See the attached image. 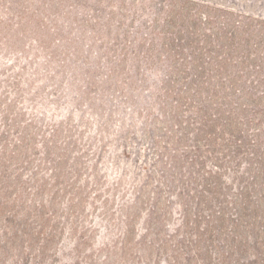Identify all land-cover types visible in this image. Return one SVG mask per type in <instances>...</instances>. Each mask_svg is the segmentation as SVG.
Returning <instances> with one entry per match:
<instances>
[{
  "label": "rangeland",
  "instance_id": "rangeland-1",
  "mask_svg": "<svg viewBox=\"0 0 264 264\" xmlns=\"http://www.w3.org/2000/svg\"><path fill=\"white\" fill-rule=\"evenodd\" d=\"M0 264H264V0H0Z\"/></svg>",
  "mask_w": 264,
  "mask_h": 264
}]
</instances>
